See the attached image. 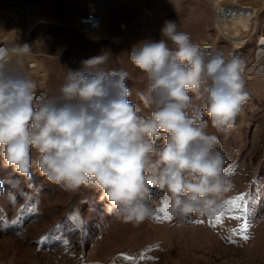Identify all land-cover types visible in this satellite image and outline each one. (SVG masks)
Wrapping results in <instances>:
<instances>
[{"label": "rangeland", "instance_id": "obj_1", "mask_svg": "<svg viewBox=\"0 0 264 264\" xmlns=\"http://www.w3.org/2000/svg\"><path fill=\"white\" fill-rule=\"evenodd\" d=\"M217 1L253 5L256 17L249 24L217 26ZM24 4L33 9L28 17L19 12ZM86 10L103 16L100 31L77 29L70 14ZM13 14L10 23L7 17ZM165 21L176 22L194 42H214L215 52L225 58L235 55L244 61L249 99L235 127L217 134L224 171L234 184L225 197L227 207L218 216H171L167 195L153 190L149 203L155 215L134 226L109 215L106 201L101 203L93 190L65 191L35 170L25 180L0 164V264H264V76L247 70L264 39V0H0V38L13 47L32 48L26 56L13 55L11 64L47 95L58 91L67 69H79L82 61L110 51L105 67L131 73L130 99L139 105L136 92L144 91L147 83L128 54L140 41L159 40ZM26 60L35 62L27 72ZM241 194L250 202L246 233L244 202L238 201L240 209L230 203Z\"/></svg>", "mask_w": 264, "mask_h": 264}, {"label": "clouds", "instance_id": "obj_2", "mask_svg": "<svg viewBox=\"0 0 264 264\" xmlns=\"http://www.w3.org/2000/svg\"><path fill=\"white\" fill-rule=\"evenodd\" d=\"M31 52L28 44L0 47L3 167L25 180L35 170L68 192L93 190L109 215L134 226L155 215L153 190L167 195L171 216L222 214L234 184L217 134L235 127L249 99L240 57L208 52L165 21L159 40L128 54L147 83L138 105L131 73L105 67L110 51L67 69L52 95H37L36 83L11 68L13 55Z\"/></svg>", "mask_w": 264, "mask_h": 264}, {"label": "built area", "instance_id": "obj_3", "mask_svg": "<svg viewBox=\"0 0 264 264\" xmlns=\"http://www.w3.org/2000/svg\"><path fill=\"white\" fill-rule=\"evenodd\" d=\"M257 12L256 7H253L250 4H239V3H231V4H221L214 13L220 14L223 19H229L231 16H250L251 18L255 17ZM219 17V16H218ZM75 25L80 26L82 28V32L86 33L93 30H98L100 28V18L97 13L94 11H83L79 12L78 19L76 20ZM201 45L202 48H205L208 52L215 53V44L210 40H201L196 42ZM0 47H6L11 49V46L8 41L0 40ZM34 63L31 60L24 61V71H29L33 68ZM37 95L46 94L47 92L44 88L36 89Z\"/></svg>", "mask_w": 264, "mask_h": 264}, {"label": "bare ground", "instance_id": "obj_4", "mask_svg": "<svg viewBox=\"0 0 264 264\" xmlns=\"http://www.w3.org/2000/svg\"><path fill=\"white\" fill-rule=\"evenodd\" d=\"M221 4L222 3L219 2V1L213 2V14H214V19H215V22H216V25L217 26H218V24H221V23H244V24H247L248 23L249 24L250 22L253 21L252 19H254L256 17V15H255V17L251 18L250 17L251 14H250V16H245V15L238 16V15H235L234 17L231 16L229 19H223V17H221L220 14H218V13L215 14L214 13V11L216 10V8H218ZM253 7H255V6H253ZM32 10L33 9H32V7L29 4H24V5L21 6L19 12L22 15L28 17L31 14ZM94 12H96V11H94ZM96 13H97L98 17L100 18V28L98 30L89 31V32H86V33L100 31L104 27V18H103V16L99 12H96ZM78 14H79L78 11H74L73 13L70 14L74 18V22L75 23H76V20L78 19ZM256 14H257V12H256ZM15 17L16 16L13 14L12 16H8L7 18L9 20V22L11 23V19H15ZM75 26L77 27V29L80 32H82V28H80V26H78V25H75ZM218 30H219V28H218ZM222 34L225 37L229 36V35L226 34V32H223ZM229 37H231V36H229ZM0 40H4V39H1L0 38ZM5 41H7V40H5ZM8 42H9L11 48H13L14 45L11 43V41H8ZM255 53H256L255 54V59L252 60L250 66L247 68V70H248V72L250 74H256V75L264 76V39H262V40H260L258 42ZM31 61L34 63V66H33V68H34L35 67V62L33 60H31ZM11 68L14 71H16L15 70V64H11Z\"/></svg>", "mask_w": 264, "mask_h": 264}, {"label": "snow or ice", "instance_id": "obj_5", "mask_svg": "<svg viewBox=\"0 0 264 264\" xmlns=\"http://www.w3.org/2000/svg\"><path fill=\"white\" fill-rule=\"evenodd\" d=\"M232 171H234V169H232ZM246 195L247 194H241V195L237 196L234 200L230 201V203L237 209L241 208V205H240V203H238V201H243L244 202V205H243V208H242V215H243V217L245 219V223L243 225V229H244L245 233L247 232V228H248L247 217H248V213H249V203H250L248 200L245 199ZM159 211L164 212L165 208H161V209H159ZM167 218L170 219V217H167ZM73 219L76 220L77 224L79 225L80 221H79L78 214L74 215ZM156 219L159 220L160 218L156 217ZM243 239L245 241H247L249 239V236L247 234H244L243 235ZM65 244H67V241H65ZM121 255H124V254H121ZM125 258L129 259V260L132 259L131 256H126Z\"/></svg>", "mask_w": 264, "mask_h": 264}]
</instances>
